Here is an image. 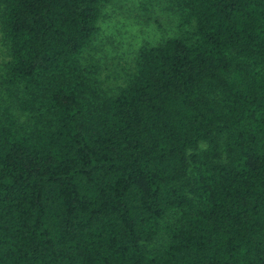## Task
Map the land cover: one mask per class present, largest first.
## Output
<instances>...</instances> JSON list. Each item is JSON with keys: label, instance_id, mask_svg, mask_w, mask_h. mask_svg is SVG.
<instances>
[{"label": "trees", "instance_id": "1", "mask_svg": "<svg viewBox=\"0 0 264 264\" xmlns=\"http://www.w3.org/2000/svg\"><path fill=\"white\" fill-rule=\"evenodd\" d=\"M109 2L0 0V264H264V0L104 74Z\"/></svg>", "mask_w": 264, "mask_h": 264}, {"label": "rangeland", "instance_id": "2", "mask_svg": "<svg viewBox=\"0 0 264 264\" xmlns=\"http://www.w3.org/2000/svg\"><path fill=\"white\" fill-rule=\"evenodd\" d=\"M175 22L163 0H110L102 10L100 30L88 53L104 74L119 71L132 62L142 46L173 37Z\"/></svg>", "mask_w": 264, "mask_h": 264}]
</instances>
